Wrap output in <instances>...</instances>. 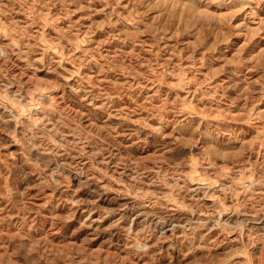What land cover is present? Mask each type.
<instances>
[{
	"label": "rangeland",
	"instance_id": "obj_1",
	"mask_svg": "<svg viewBox=\"0 0 264 264\" xmlns=\"http://www.w3.org/2000/svg\"><path fill=\"white\" fill-rule=\"evenodd\" d=\"M0 264H264V0H0Z\"/></svg>",
	"mask_w": 264,
	"mask_h": 264
}]
</instances>
